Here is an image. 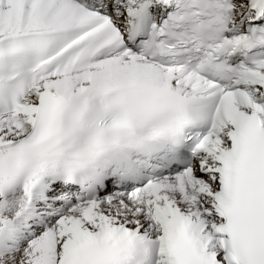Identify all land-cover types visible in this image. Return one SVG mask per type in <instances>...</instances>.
<instances>
[{
  "label": "snow or ice",
  "instance_id": "obj_1",
  "mask_svg": "<svg viewBox=\"0 0 264 264\" xmlns=\"http://www.w3.org/2000/svg\"><path fill=\"white\" fill-rule=\"evenodd\" d=\"M0 264H264V0H0Z\"/></svg>",
  "mask_w": 264,
  "mask_h": 264
}]
</instances>
